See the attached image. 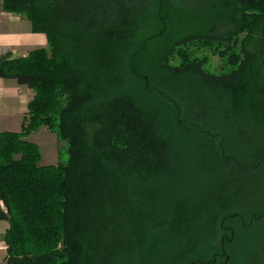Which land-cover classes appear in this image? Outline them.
<instances>
[{
	"label": "trees",
	"instance_id": "1",
	"mask_svg": "<svg viewBox=\"0 0 264 264\" xmlns=\"http://www.w3.org/2000/svg\"><path fill=\"white\" fill-rule=\"evenodd\" d=\"M2 10L48 45L0 55V77L34 92L21 130L0 133L6 264H264V0H2ZM238 41L234 68L219 74L180 49ZM40 125L58 127L66 163L38 165L24 138ZM189 138L194 161L206 147L234 185L178 231L165 191ZM155 230L163 241L149 250Z\"/></svg>",
	"mask_w": 264,
	"mask_h": 264
},
{
	"label": "rangeland",
	"instance_id": "2",
	"mask_svg": "<svg viewBox=\"0 0 264 264\" xmlns=\"http://www.w3.org/2000/svg\"><path fill=\"white\" fill-rule=\"evenodd\" d=\"M1 2L0 0V7ZM7 26L6 23L0 24V29H6ZM140 31L143 34L147 33L148 28L143 27ZM241 37L242 35L239 36V40ZM215 46L217 44H213L212 48L203 47L200 42H192L189 45L182 46L180 49L187 50L191 59L202 60L206 58L203 68L209 72L219 74L230 71L234 66L228 62V55L232 52L239 53V41L238 44L232 42L218 44V47L215 49L216 51L227 50V53L223 56H219V53L213 50ZM47 47L48 45L43 48L47 49ZM170 62L173 65L178 64L180 62L179 56L174 54ZM55 124H58L57 120H55ZM7 125H0V129L1 127L13 129L12 124ZM56 125L53 128H49L47 125H40L35 131L24 138L26 141L37 146L39 152L38 165L40 166H56L59 163H66L68 159V143L60 138ZM198 142L203 143L201 145L205 146L204 139L198 140ZM193 144L196 147V141L194 142L193 139L189 138L186 141V147L189 153L187 155L177 154L176 164L173 170L175 174L171 180L172 190L168 189L165 191L166 197H169L171 200L169 203L171 208L169 214L174 216L175 221H178V228L192 218H197L198 216L208 217L214 211L212 201L214 202L217 199L220 202H224V198L228 196L232 197L230 193L233 192L232 188L229 191L223 190L226 186L228 188L233 186L234 181L230 183L223 180L222 170L224 167L222 169L217 163L211 162L209 155H207L208 151L206 147L200 148L202 155L197 157V162L194 161L192 154L195 152V148ZM162 197L163 194L161 197L155 199V201H151V204H162L164 201ZM0 204L1 208L7 212L5 205L2 202ZM161 216L163 218L162 214ZM8 228L9 223L7 221H0V264H6L8 244L5 240V232ZM154 228L160 229L162 225L159 224L154 226ZM180 230L181 228L178 231ZM153 236L158 241L155 243V246H150L148 248L149 250H155L161 247L160 243L163 241L161 230H155ZM217 264L222 263L218 262Z\"/></svg>",
	"mask_w": 264,
	"mask_h": 264
},
{
	"label": "crops",
	"instance_id": "3",
	"mask_svg": "<svg viewBox=\"0 0 264 264\" xmlns=\"http://www.w3.org/2000/svg\"><path fill=\"white\" fill-rule=\"evenodd\" d=\"M2 1V0H1ZM6 23V29H0V55L9 58L26 56L31 50L46 47L47 40L43 33L33 32L25 16L4 12L0 7V24ZM33 90L20 85L12 78L0 77V132H18L21 129L27 104L33 97ZM10 123V124H9Z\"/></svg>",
	"mask_w": 264,
	"mask_h": 264
}]
</instances>
